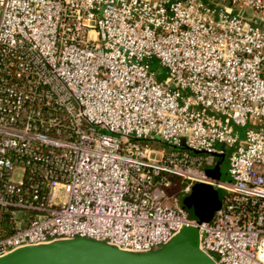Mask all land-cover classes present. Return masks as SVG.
<instances>
[{
    "label": "built area",
    "instance_id": "built-area-1",
    "mask_svg": "<svg viewBox=\"0 0 264 264\" xmlns=\"http://www.w3.org/2000/svg\"><path fill=\"white\" fill-rule=\"evenodd\" d=\"M218 142L230 183L205 171ZM195 183L226 191L210 220L181 205ZM184 226L217 264H264V0H0V257Z\"/></svg>",
    "mask_w": 264,
    "mask_h": 264
},
{
    "label": "water",
    "instance_id": "water-1",
    "mask_svg": "<svg viewBox=\"0 0 264 264\" xmlns=\"http://www.w3.org/2000/svg\"><path fill=\"white\" fill-rule=\"evenodd\" d=\"M185 146V138L182 139ZM212 194V186L199 184ZM221 207V200L201 210L200 221L209 220ZM207 210V209H206ZM200 231L184 226L165 245L143 253H132L106 243L75 238L44 245L18 248L2 257L0 264H217L199 246Z\"/></svg>",
    "mask_w": 264,
    "mask_h": 264
},
{
    "label": "rangeland",
    "instance_id": "rangeland-1",
    "mask_svg": "<svg viewBox=\"0 0 264 264\" xmlns=\"http://www.w3.org/2000/svg\"><path fill=\"white\" fill-rule=\"evenodd\" d=\"M152 69L156 70L159 79H167L168 74L167 70L161 65L158 59L152 60ZM235 134L239 135L240 140L246 139V128L243 126H234ZM157 147H166L164 145H156ZM216 154L214 156L213 162L211 164H207L205 166V171L207 176L221 183H230L232 181L230 174V157L233 151L236 148L235 145H230L228 143L218 142L215 146ZM198 186V185H197ZM212 194L210 197V203L221 200V205L223 204L224 197L226 195V191L223 188H219L218 186H212ZM194 193V194H193ZM180 200L182 207L187 211L188 215L191 218H198L199 203L202 201V197L197 195L196 186L193 191L188 194H180Z\"/></svg>",
    "mask_w": 264,
    "mask_h": 264
},
{
    "label": "crops",
    "instance_id": "crops-1",
    "mask_svg": "<svg viewBox=\"0 0 264 264\" xmlns=\"http://www.w3.org/2000/svg\"><path fill=\"white\" fill-rule=\"evenodd\" d=\"M199 184L200 183H195L192 186L191 191L189 192V193H191L193 191L194 187L196 186V192H197L198 197L199 196L202 197V201L199 203V207H196V209H199L198 218H192V219H195V220H198V221H200L199 215H201V210L204 211V212H207L208 211V209H209V203H210V197H211L210 196V192L207 191V189L205 187H199V186H197ZM184 194H188V193H184Z\"/></svg>",
    "mask_w": 264,
    "mask_h": 264
}]
</instances>
